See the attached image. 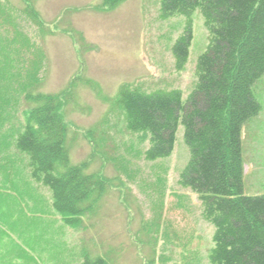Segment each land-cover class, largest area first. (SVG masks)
<instances>
[{"label":"rangeland","instance_id":"1","mask_svg":"<svg viewBox=\"0 0 264 264\" xmlns=\"http://www.w3.org/2000/svg\"><path fill=\"white\" fill-rule=\"evenodd\" d=\"M29 1L42 26L25 13L26 0H0V68L15 60L0 76L41 64L33 91L60 100L71 163L96 174L104 189L81 225H65L51 192L31 180L27 159L8 138L27 122L25 86L0 81V264H80L86 254L111 264H210L213 227L202 219L197 195L178 185L189 157L183 127L172 156L149 163L147 137L127 133L113 111L122 86L179 88L187 98L208 42L201 14L187 67L177 72L171 46L183 20L160 21L159 0ZM242 140L244 192L264 195V110Z\"/></svg>","mask_w":264,"mask_h":264},{"label":"trees","instance_id":"2","mask_svg":"<svg viewBox=\"0 0 264 264\" xmlns=\"http://www.w3.org/2000/svg\"><path fill=\"white\" fill-rule=\"evenodd\" d=\"M26 5L25 13L42 26L29 0ZM197 12L208 42L198 57L197 82L187 98L179 88L145 91L122 86L113 111L122 116L127 133L147 137L143 155L149 163L172 156L183 127L189 157L178 185L197 195L201 217L213 227L209 263L264 264V195L245 194L242 153L244 127L264 110V0H159L160 21L183 20L171 46L177 72L187 67ZM8 63L15 60L7 58L5 68ZM30 65L27 72L21 71L24 77L20 72L0 76L7 84L25 86L20 91L31 104L27 122L9 132L8 138L14 152L27 159L31 180L51 192L53 210L65 225L77 227L94 211L98 197L94 195L103 185L96 174L71 163L61 102L56 96L33 91L41 82V64ZM80 264L111 262L86 254Z\"/></svg>","mask_w":264,"mask_h":264}]
</instances>
